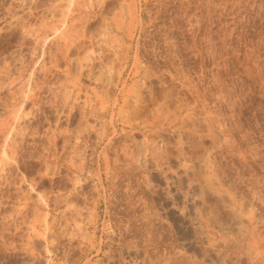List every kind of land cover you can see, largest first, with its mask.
<instances>
[{"label": "rangeland", "instance_id": "1", "mask_svg": "<svg viewBox=\"0 0 264 264\" xmlns=\"http://www.w3.org/2000/svg\"><path fill=\"white\" fill-rule=\"evenodd\" d=\"M0 264H264V0H0Z\"/></svg>", "mask_w": 264, "mask_h": 264}, {"label": "bare ground", "instance_id": "2", "mask_svg": "<svg viewBox=\"0 0 264 264\" xmlns=\"http://www.w3.org/2000/svg\"><path fill=\"white\" fill-rule=\"evenodd\" d=\"M79 133V132H78ZM81 134V133H80ZM62 136V135H61ZM72 137V136H71ZM66 138V137H65ZM64 139V138H63ZM67 139V138H66ZM68 140V139H67ZM65 141V140H64ZM80 141V140H79ZM66 144V143H65ZM70 145V144H69ZM67 147V146H66ZM76 149V148H75ZM44 200V199H43ZM79 225V224H78ZM87 240H88V238H87Z\"/></svg>", "mask_w": 264, "mask_h": 264}]
</instances>
